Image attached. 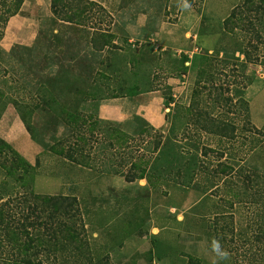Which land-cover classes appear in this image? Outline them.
Returning <instances> with one entry per match:
<instances>
[{
	"label": "rangeland",
	"instance_id": "rangeland-1",
	"mask_svg": "<svg viewBox=\"0 0 264 264\" xmlns=\"http://www.w3.org/2000/svg\"><path fill=\"white\" fill-rule=\"evenodd\" d=\"M243 1L22 0L19 14L3 33L0 28V139L37 168L26 183L33 193L77 199L84 221L79 231L94 262L188 264L194 258L231 264L229 255L221 259L209 248L213 226L221 233L225 229L235 264H249L256 255L261 260L264 241L245 240L264 229V61L246 63L236 53L237 65L232 54L235 65L219 63L216 69L215 86L232 97L221 117L239 126L234 139L218 146L194 126L178 134L183 157L198 154L203 162L198 183L156 175L126 181L129 172L139 173L130 170L133 162L145 167L158 154L154 144L159 134L168 136L176 106L198 111L211 106L208 73L213 68L200 73V65L210 64L196 62V56L215 58L214 67L223 58L215 57L216 48L233 50V39L220 41L223 22ZM246 30L253 31L244 21L235 33L243 39ZM253 44L258 52L264 49L262 42ZM75 89L92 95L68 94ZM238 89L242 93L236 97ZM241 97L249 104L248 116L240 108ZM52 98L59 115L40 106L31 119L32 138L14 102L25 100L28 107ZM107 104V114L114 109L121 121L100 114ZM62 116L81 124L88 140L87 157L77 156L78 162L48 150L67 136L72 145L76 142ZM11 160L10 155L5 163ZM219 163L231 170L209 183L205 177L219 172ZM0 184L20 182L0 170ZM26 191L18 185L13 195ZM4 195L6 200L10 194L1 191Z\"/></svg>",
	"mask_w": 264,
	"mask_h": 264
},
{
	"label": "trees",
	"instance_id": "trees-1",
	"mask_svg": "<svg viewBox=\"0 0 264 264\" xmlns=\"http://www.w3.org/2000/svg\"><path fill=\"white\" fill-rule=\"evenodd\" d=\"M188 1L190 3L193 2V0ZM0 2L2 6L0 9V25L2 27L0 28L3 33L9 20L19 14L23 2L22 0H0ZM251 13L254 15L250 16ZM244 21L248 22L249 27L253 31L248 32L246 30L245 32L248 33L241 39L242 36L235 33V29L241 27V23ZM249 33L252 36L248 39ZM226 39H233L234 48L231 50V47L228 48L227 45H222L215 49V57L219 58L223 54L224 58L216 60L217 64L214 65L215 68L211 63L215 58H212L208 54L196 56V62L199 59L205 61L206 64H210L209 66L200 65L198 70L200 73H205L207 67L213 68V72L208 73L211 78L210 83H212V89L208 88L210 90L209 97L213 96L211 108L206 107L204 111H198L180 105L176 106L171 117L168 136L164 137L159 134L160 139L154 144L153 152H158V154L145 167L133 162L130 170H138L139 173L135 172L131 174L129 172L128 175L130 176H126L127 182L131 183L142 179L149 180L151 175H156L158 179L168 177L169 181H171L174 177H179L186 178L188 184L198 183L197 179L202 168L198 163L202 165L203 162H200L198 154H193L189 159L184 158L182 154L183 148L175 142L178 134L185 133L189 127L194 126L199 134L205 133L215 138L218 146L226 139H234L239 126L235 122L221 117V109L224 107V104L232 102V97L225 96L222 86H215L214 77L215 74L219 73V70H216L219 63H223L224 68H228L229 65H237V61L239 62L240 59L235 56L236 53L243 56V60L246 63L264 61V49H262V52H258L259 48L253 44L254 40H257V43H264V0H244L241 5L232 10L231 14L223 22L221 43ZM246 40H248L247 43ZM249 48H253L256 54L252 55ZM253 53L255 52L253 51ZM232 54L235 64H232L229 60ZM228 91H230L229 88ZM75 92L77 95L84 93L85 98H89L92 95L90 91L81 92L78 89H75L74 92L69 90L68 94L73 95ZM240 93H242L241 90H236L235 96H241ZM49 100H41L39 103L29 105L28 107L25 100L20 103L14 102L18 111H20L26 130L32 138L34 135L31 119L34 112L40 106L44 109L52 110L53 113L59 115V112L54 107L57 101H55V98H52L51 101ZM240 104V108L243 109L242 112L248 116V102L241 97ZM62 121L66 129L72 132L71 134L74 135L76 142L72 145L67 136L65 139L56 140L53 146H49L48 150L71 162H78L77 156L81 157V155H84L83 158L87 157L84 151L86 150L85 147L88 140L80 133L79 128L81 124L64 118V116H62ZM55 122L56 125L60 124L56 120ZM193 142V146L198 147L197 142L195 140ZM80 144L84 145L80 146ZM82 152L83 154H81ZM10 155L14 156V160L13 162L11 160V164L8 166L5 162L8 161ZM220 157H223V154H220ZM39 163L38 160L36 167L39 166ZM222 166V163H219L218 168H220V171H215L213 176L205 177V179H208L210 183L213 178H219L220 174L228 175V170H231V168L228 165L223 168ZM35 169L37 168L29 164L0 139V170L3 171L6 177L20 182V184H0V264H87V262H91V264H107L102 259L94 262L87 241L79 231L80 227H84V221L82 220V214L76 198L58 195H39L33 193L32 187L27 186L28 178L31 177L32 171ZM157 172L162 173L163 176L158 175ZM18 185H21L27 191L21 196H14V188ZM8 189H11V191ZM1 191L9 192L10 195H7L6 200L4 199L6 198L5 195L1 196ZM217 217L220 216L217 215ZM224 232L225 229H222L221 233L214 226L213 230L208 231L209 248L214 249V245L219 243L221 249L229 255L227 259L231 257V264H235L236 256L232 255L233 249H226L227 239L223 234ZM260 232L261 234L247 238L245 242L253 243L254 241L258 243L261 240L264 241V229ZM256 256L248 259L249 264H256L257 261L260 263L261 260L260 264H264V254L260 256L261 260ZM188 264H202V262L199 259L192 258Z\"/></svg>",
	"mask_w": 264,
	"mask_h": 264
},
{
	"label": "crops",
	"instance_id": "crops-1",
	"mask_svg": "<svg viewBox=\"0 0 264 264\" xmlns=\"http://www.w3.org/2000/svg\"><path fill=\"white\" fill-rule=\"evenodd\" d=\"M107 106H108V104L106 106H103V107L101 106V108H100V114L104 113L103 117L105 118V120L121 121L119 119L120 115H117V113L114 111V109L112 111H110V115L107 114V112H108V107ZM125 118H123V119H125Z\"/></svg>",
	"mask_w": 264,
	"mask_h": 264
},
{
	"label": "clouds",
	"instance_id": "clouds-1",
	"mask_svg": "<svg viewBox=\"0 0 264 264\" xmlns=\"http://www.w3.org/2000/svg\"><path fill=\"white\" fill-rule=\"evenodd\" d=\"M214 251L217 253V255L221 258V259H225L227 257V252L223 251L219 245V243H216L214 245Z\"/></svg>",
	"mask_w": 264,
	"mask_h": 264
}]
</instances>
